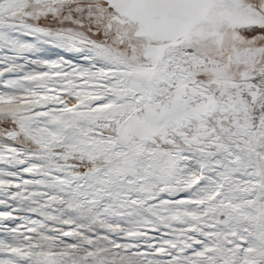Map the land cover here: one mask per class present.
Listing matches in <instances>:
<instances>
[{"label":"snow or ice","instance_id":"6c2138e0","mask_svg":"<svg viewBox=\"0 0 264 264\" xmlns=\"http://www.w3.org/2000/svg\"><path fill=\"white\" fill-rule=\"evenodd\" d=\"M0 264H264V0H0Z\"/></svg>","mask_w":264,"mask_h":264}]
</instances>
